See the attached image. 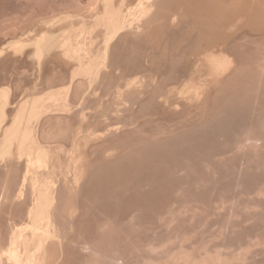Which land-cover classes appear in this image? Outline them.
<instances>
[{
    "label": "bare ground",
    "instance_id": "bare-ground-1",
    "mask_svg": "<svg viewBox=\"0 0 264 264\" xmlns=\"http://www.w3.org/2000/svg\"><path fill=\"white\" fill-rule=\"evenodd\" d=\"M10 1L8 2L10 3ZM26 1H28V5L30 2L32 3V0ZM86 1H62L57 6H49L44 13L40 11V15L38 14L39 10L36 13L33 10L30 15L37 14V16L34 18L29 16L30 21H26V24L21 25L19 29L13 27L18 26L17 23L20 22L17 21V23H13L14 26H11L10 20H6L15 30L12 31L13 34L25 30L26 33L23 34L25 36L33 32L32 29L30 30L33 23L47 22L57 13L70 16L73 11L77 10L76 13L79 12V15L80 12L84 13L83 16L81 15L82 17L84 15L87 18L90 17L89 13L92 15V19L86 18L87 20L81 22L78 27L74 24L73 29L69 26L62 28V34L57 35L48 29V31H41L37 38H33L34 41H25L22 36L11 42L16 53H22L28 47L33 46L35 48L34 56L38 59H42L54 51H59V58L62 60L63 66L66 67V71L70 68V71H63L55 76H53L54 72L53 74L50 72L53 77L52 79L49 77L50 81L47 80L50 85H47L46 91L43 89L45 92L34 93V95L31 93L32 96L30 94L29 97L25 95L26 98L18 102L15 100L16 98L12 97L9 87L0 85V264H264V0H212V6H204L205 10L196 11L198 8H195L194 11L191 10L199 14L197 17L195 16L199 20L196 27L192 23L196 24V19L189 23L195 27L193 32L195 36L193 40L191 38L192 41L190 40L193 42L190 44L192 49L187 42L189 47L184 44L187 46V51H184V47L183 50L181 49L182 52L178 53H184L182 55L186 56L185 52L188 53V49H191L192 55L190 52L189 55L194 56L195 59L192 57L194 60L190 64L188 63L186 68L183 67L184 69L180 70L179 67L180 72L177 74L170 75L171 73L167 71L169 76L163 74L165 79L159 77L161 82L158 84L156 83L157 76L156 82L152 83L148 78L146 80L145 77H143L144 79L137 77L138 74L134 78L131 75L129 79L125 75H121V69L125 70V67L130 66V70H132L133 63L131 64V60L129 61L127 58L129 55L124 57L126 61L122 55L111 56L113 44L118 38L120 41V37H123L124 33H126L124 36L129 37L131 26L133 27L134 23L138 26L140 23L144 28L140 26L146 29L145 36L147 38H150L151 35L154 38V32L161 33L162 31L158 29H169L168 26L173 21L171 17L175 18V16H171V14L174 15L171 12L175 13L176 11L171 10L170 12V3L172 1L173 4L176 3L177 7L175 5L174 8H178L182 12L184 3H188L185 0H172L171 2L170 0H158V2H156L157 0H148L147 3L139 0L135 8H127V10L128 1L126 0H92V2L89 0L88 3ZM194 1L189 0V3L192 4ZM202 1L208 3V0H200L201 3ZM44 3L47 4L45 0ZM99 4L102 6L101 8H99ZM191 4L189 10L193 6ZM185 7L187 9V5ZM170 8L172 9V7ZM199 8L201 9V7ZM85 9H87L86 12ZM187 10L186 12H188ZM191 11L188 13H192ZM184 14L186 13L184 12ZM184 14L179 13V16L183 18ZM189 15L188 17H190ZM176 18L178 17L176 16ZM190 18V20L194 19ZM210 19H213L212 23ZM183 21L181 22L180 19L182 24ZM179 25L181 24L179 23ZM1 26L0 28H3ZM170 26L172 27V25ZM193 26L190 25V27ZM174 28L176 27H172L171 31ZM181 29H179L180 36L183 34L184 28ZM171 31L169 32L171 33ZM157 32L156 34H158ZM163 33L162 35H164ZM185 34L186 36L191 35L187 31ZM99 36H101V40L98 39ZM141 36L140 34L142 40ZM166 36L167 34L164 37L166 38ZM133 38H128V40L132 41ZM165 38L161 37L160 40L164 41ZM163 41L160 43L162 46H164ZM175 42L176 39L171 45H175ZM177 42L176 44H178ZM156 44L158 43L156 42ZM144 46L145 44L143 48ZM127 47H125L126 50ZM135 49L136 47L133 50L135 51ZM171 49L170 52L173 53L174 50ZM138 52L142 53L140 50ZM146 52H148L147 49ZM174 55L176 58L177 55ZM190 56L189 58H191ZM168 57L170 58V55ZM171 57L173 58V56ZM141 59L144 60V58ZM135 60L137 61V59ZM174 60L176 61V59ZM54 61L56 62V60ZM57 61H59L58 58ZM172 61L170 58V62ZM181 62L178 63L179 65L174 64L176 68L182 64ZM108 64H111L112 70L103 73V68ZM139 64H136L137 67L133 66L139 69ZM59 65L61 66V64ZM170 65L167 69H170ZM146 68L149 67L146 66ZM133 70L129 72H134L135 70ZM147 70L144 72H148ZM155 70L158 71L157 68ZM142 71H140L141 74ZM22 73L25 74V71ZM24 74L22 77L25 76ZM145 75L147 77V74ZM152 81L154 82V80ZM179 83H181L180 87H175ZM22 84L24 83L22 82ZM19 87L22 88V85ZM16 90L18 92V86ZM208 103H212L214 109V106H219L218 108L225 114L229 115L234 111L235 114L239 113L250 121L247 126H245V122L243 126L240 125L244 128H238L240 134L237 130L236 134L239 135H234L236 143L234 141L233 156L229 157L222 152L219 156H223L222 158L226 156V158L222 160L218 156L221 160L216 159L218 165L224 163L223 166L219 165L221 168L226 163L230 166L234 164V168L236 165L239 166L234 169L237 171L236 173L234 170L229 175L227 173L228 179L231 176L230 180L233 184L236 181V184L239 183L238 181L242 182L240 176H243L244 171L246 174H244L246 178L242 177L244 181H249L252 178L251 175L248 178V174L251 173L259 177L258 180L256 178L255 180L253 175L254 180L249 181L244 187H241L240 184L235 187V184V191H230L228 187L224 189L229 192L220 191L222 192L220 193L217 192L214 184L210 183L211 185L204 186V174L212 171L210 168L214 167L212 166L216 162L214 160V164L212 160L204 161L203 164L200 157L201 159L199 158L198 161H202H200L201 165L197 172V169H194L193 176H189L186 173L189 170L185 169L190 163L187 162L188 165H185L184 169L179 168L180 163L182 164L183 161L186 163L191 156L189 155V160L185 158L186 160L181 162L177 151L174 150L176 147L181 150V146H187L193 140L187 138L191 136L194 138L193 134L195 133L190 132L192 129L188 132H184L183 129L192 128L188 122L189 124L191 120L197 122V119L204 115L200 112L201 108L204 105V107L210 106ZM212 109L210 110L213 113ZM205 110L207 109L205 108ZM193 112H197L194 116H197L199 112L202 115L200 114L197 119L193 116L194 119H191L192 117L189 116ZM214 113L219 115L220 111H214ZM223 116L226 115L223 114ZM226 117L221 116V119L225 118V120L217 118V122L219 121V124H223L222 121L226 123ZM229 117L231 120L232 116L229 115ZM236 118L232 119L236 121ZM200 120L202 121V119H199V123ZM211 120L213 119L211 118ZM194 122L191 125L194 126ZM233 122V120L229 121V124ZM177 123L181 124L180 127L183 130L180 133H177V130L179 132L180 129ZM174 126H178L179 129L176 130ZM172 127L175 128L177 134L172 132ZM201 127L204 129L207 126ZM201 127L198 129L202 130ZM236 127L234 128L236 129ZM193 128L198 133L195 126ZM219 128L218 125V130ZM214 129L216 130V126ZM215 130L214 132H216ZM188 133H192V135H188ZM211 133L209 139L211 135L215 134ZM220 133L222 132L220 131ZM200 134L202 135V132ZM201 135H198V139L206 136L203 134L200 137ZM220 136L222 139L221 134ZM204 137L203 142L208 134L207 137ZM194 139H197L196 136ZM197 140H195V145ZM191 142V145H194V142ZM211 142L214 144L213 140ZM225 143L231 144L228 141ZM203 144L201 146L205 147ZM179 146L181 149L178 148ZM186 146L185 148L188 147ZM201 146L198 149L199 146L196 145L197 151L201 150ZM210 147L212 150L213 146ZM192 149L195 150V147ZM205 150L208 149L205 147ZM154 152L157 155L159 152L168 154L172 160L164 154L165 158L173 161V164L176 161L173 158H179L180 162L178 167H175L174 173L173 169L169 170L168 167L166 168L169 173L166 172L167 169L164 168V165H160L164 168H162L164 171L161 168L160 171L164 173L159 172L166 178H162L159 172L157 178L160 177L163 180L156 179V175L153 174L154 178H152L155 180L148 178L141 181L139 180L140 176L138 177L136 173V176L134 173V176L132 175L135 177L134 180L127 179V175L132 174L130 172L134 170L135 164H138L135 169H139V164L142 163H145L142 166L150 169L149 166L152 163L153 166L158 163L161 159L151 163V160L154 161L157 158ZM191 152L190 154H192ZM181 153L180 155H182ZM174 154L177 157H174ZM183 156L182 159L187 154ZM214 157L216 158L217 155ZM195 158L197 160L196 156L193 159ZM149 161L150 164H148ZM161 161H164V158ZM218 165H215L214 168L221 169ZM160 166L158 165L157 168ZM130 167L133 170H130ZM254 169L256 171H253ZM145 171L148 173V169ZM111 172L117 173H113L114 176L127 173L124 176L126 180L118 181L119 176L116 178ZM148 174L150 175V173ZM102 175L103 177L105 175L106 179L112 175L111 179H116V181L108 179L109 181L106 183L98 182L99 177L101 180L103 179ZM211 175L213 181H216L214 177L217 179L219 176L216 177L213 172ZM227 175L223 176H226L225 182L224 179H221V182L227 183ZM120 178L123 179V175ZM143 178L141 177L142 180ZM233 179L236 181L234 182ZM213 181L211 180V182ZM212 185L216 191L211 189ZM206 186L211 187L208 189L209 187L206 188ZM219 186L218 188H220ZM226 190L224 191L226 192ZM232 191L234 192L232 193ZM205 195L208 196L207 199L204 198ZM93 214H95L94 217L97 214V217L94 218L96 223L92 218ZM90 218L93 221L89 224ZM141 218H147V220H144L145 222L142 220L143 223H141L139 222ZM86 221L88 222L87 226L96 224V233H93L95 230L93 226L94 230L89 233L90 236L95 235L94 237L92 235V238L87 237L89 236L87 234L88 227L84 224ZM83 224L86 229L82 232L78 231L79 228L82 229L80 226Z\"/></svg>",
    "mask_w": 264,
    "mask_h": 264
},
{
    "label": "rangeland",
    "instance_id": "rangeland-1",
    "mask_svg": "<svg viewBox=\"0 0 264 264\" xmlns=\"http://www.w3.org/2000/svg\"><path fill=\"white\" fill-rule=\"evenodd\" d=\"M0 1H2V2H0L1 4H2V6H0V23H2V24H0V26L1 27H3V28H0V85L1 86H3V87H9L10 89H11V94L13 95L12 97L18 102V101H21V100H23V99H25L26 97H29L30 96V94L32 93L33 95H34V93L36 94H38V93H41V92H43L44 90L46 91V89H47V87L50 85L48 82L50 81V78L52 79V77L53 76H55V75H58V74H60V73H62L63 71L64 72H67V71H70V68H68L67 69V71H66V67H64L63 66V64H62V60L59 58V51H54L53 53H51L50 55H46L45 57H43L42 59H38V58H36L35 56H34V52H35V48L33 47V46H30V47H28L24 52H22V53H16L15 52V50H14V48L11 46V42L12 41H14L16 38L18 39H20L22 36H23V34H25L26 33V31L24 30V32L23 31H20L19 33H16V32H14V33H16V34H13V32L12 31H15V30H13V28H15V29H19L20 28V26L21 25H24V23L27 21H30V17L31 18H34L35 16H37V14H35V16L33 15V16H31L30 14H32V11L34 12V13H36V12H38V10H39V15L41 14V13H44L45 12V10L50 6H57V4L58 3H61L62 1L63 2H66V0H45V2H47V4L46 3H44L43 4V2H44V0H32V3L30 2L29 3V5H28V1H26V0H24V1H22V0H11L10 1V3L8 2L9 0H0ZM20 1H21V4H20ZM26 1V2H25ZM43 1V2H42ZM68 1V0H67ZM70 1V0H69ZM126 1H128L127 2V4H126V9L128 8V9H132V8H135L136 7V5H137V3H139V0H126ZM130 1V2H129ZM154 1H156V0H154ZM160 1H162V0H160ZM172 0H170V2H171ZM186 1V3H188V4H185L184 3V9H183V12H182V10L181 11H179L178 10V8H174L175 7V5H176V7H177V4L176 3H174L173 4V1L169 4L170 5V7H172V9L169 7V10H170V12H171V10L172 11H178L177 13L175 12H171V13H173L174 15H172L171 14V16H175V18L174 17H171V19L174 21H171V23H170V25H172V27H176V28H174L172 31H171V29H172V27L169 25L168 26V28L169 29H167V30H165V29H162V30H160V29H158L159 31H162V32H164L163 34L164 35H162V32L160 33V32H157L156 30V32L158 33V34H156V32H154L153 33V36H154V38L152 37V35H151V37L149 38H147L145 35V30L146 29H143L144 27L140 24V23H138L139 24V26L141 27V29L143 30H141L140 29V31H139V26L137 25V24H133V27L131 26V28L132 29H130L131 30V33H129V37H127V36H124V34L126 35V33H124L122 36L123 37H120V41L117 39L115 42V44H113V47H112V50L113 51H111V56H113V55H122V57H123V59L125 60V58L124 57H126L127 55H129V57L127 56V58H129V61H130V63L132 64V70L134 71V72H129V71H132V70H130V66L127 68V67H125V70H128V71H125L124 69H121V75H125V77L126 78H131V77H135V75H140V76H138L137 75V77H139V78H141L142 77V79H144L143 77H145V79L146 80H151V82L152 83H155L156 81V76H157V84H158V82L160 83L161 82V79L160 78H164L165 79V75H167V74H169V73H167V71L168 72H170L171 74L170 75H172V73H178V72H180V70H182V68L184 67V68H186L187 66H188V63L190 64L191 63V61L192 60H194L195 58H194V56H192L194 59H192V57L190 56V55H192V45H190L191 43H193V42H190V40H191V38H192V40H193V38H194V34H193V32H194V29H195V27L199 24V20H198V18L196 19V17L199 15L198 14V12H193L194 10H195V8H198V9H196V11H198V10H202V9H204L205 10V8L209 5V6H212V0H208V3L207 2H205V1H202V3L200 2V0H195L193 3L197 6H195L193 3L191 4V3H189V0H188V2H187V0H185ZM198 1V2H197ZM37 2H38V4H37ZM88 2H90L89 0H87L86 1V3H88ZM91 2H92V0H91ZM143 2L144 3H147L148 2V0H143ZM156 2H158V0L156 1ZM199 2H200V5H199ZM7 3V4H6ZM197 3V4H196ZM0 4V5H1ZM16 4V5H15ZM52 4V5H51ZM190 4L191 5H193V6H191V9L189 10V8H190ZM202 4V5H201ZM11 5V6H10ZM13 5H14V7H13ZM34 5H35V7H34ZM40 5V6H39ZM42 5V6H41ZM100 5V4H99ZM98 5V6H99ZM132 5V6H131ZM187 5V9H186V6ZM199 5V6H198ZM16 6V7H15ZM27 6V7H26ZM30 6V7H29ZM45 6H47L46 8H45ZM195 6V7H194ZM204 6H206L205 8H204ZM32 7H34V8H32ZM102 6L100 5L99 6V8H101ZM192 7H194V8H192ZM199 7H201V9L199 8ZM2 8H4L5 9V11H4V9H2ZM37 8V9H36ZM45 8V9H44ZM31 9V10H30ZM41 9V10H40ZM42 9H43V12H42ZM127 9V10H128ZM174 9H177V10H174ZM13 10V11H12ZM25 11V12H22V11ZM37 10V11H36ZM186 10L189 12V11H191V10H193V11H191L192 13H188V12H186ZM2 11H3V13H2ZM40 11H41V13H40ZM80 11V10H79ZM82 11V10H81ZM85 12L87 11V9H85L84 10ZM8 12H10V13H8ZM27 12V13H26ZM77 12V10L76 11H73V13H71V15L69 16V15H67V14H61V15H59V13H57V15L56 16H53V18H50V19H48L47 20V22H40V23H33L34 25H35V27H33L32 25L30 26V30L32 29V33L31 34H27V35H25V36H23V39H25V41H34V39L35 38H37V36H39L38 34H40V32L41 31H43V30H47L48 31V29H49V31L50 32H53V33H55V34H57V35H59V34H62V32L63 31H61V29L62 28H66V27H70L71 29H73L74 27H75V25L74 24H76V27H78L80 24H81V22H83L87 17H85V15H84V17H82L83 16V11H82V13L83 14H81V12H80V15H79V12L78 13H75ZM184 12L186 13V14H184ZM204 12V11H203ZM13 13V14H12ZM15 13V14H14ZM22 13V14H21ZM28 13H29V15H28ZM33 13V14H34ZM179 13H183L184 14V16L185 17H183V18H181L180 16H179ZM8 14V15H7ZM19 14V15H18ZM87 14V13H86ZM90 14V13H89ZM88 14V16H90V17H88L87 19L88 20H90L89 18H91L92 19V15H89ZM190 16V17H193L194 19H192V20H190L191 18L190 17H188V15ZM194 15V16H192V15ZM9 17L10 15V17L8 18L7 16ZM82 15V16H81ZM4 16V17H3ZM26 16V17H25ZM30 16V17H29ZM176 16L178 17V18H176ZM196 16V17H195ZM2 17V18H1ZM18 17V18H17ZM28 17V18H27ZM188 17V18H187ZM7 18V19H6ZM14 18V19H13ZM22 20H21V19ZM181 19V22L183 21V20H185V18H186V20L188 21V22H185V21H183L184 23L182 24L181 22H180V19ZM190 18V19H189ZM13 20V22H12V20ZM17 19V20H16ZM86 19V20H87ZM175 19V20H174ZM183 19V20H182ZM195 19L197 20V21H195ZM6 20H10L9 22L11 23V26L13 25L14 26V24L15 23H17V21L18 22H22L23 24H20V23H17L18 24V26L17 25H15V27H13V28H11V26H10V23L8 22V21H6ZM201 20V19H200ZM211 20V23L213 22V19H210ZM4 21V22H3ZM16 21V22H15ZM191 21H195L196 22V24L194 23V22H192L193 24H194V26H193V24H189ZM7 22V23H6ZM198 22V23H197ZM202 22V20L200 21V23ZM14 23V24H13ZM72 23V24H71ZM178 23V24H177ZM179 23L181 24V25H179ZM5 24V25H4ZM7 24H9V25H7ZM26 24V23H25ZM39 24V25H38ZM186 24H188V25H186ZM39 26V28H38V26ZM43 25V26H42ZM63 25H65V26H63ZM138 27H137V26ZM185 25H186V28H185ZM190 25L191 26H193V27H190ZM45 26V27H44ZM63 26V27H62ZM178 26H179V28H178ZM180 26H182L183 28H184V30H182L183 28L182 27H180ZM187 26H189V27H187ZM6 27H8L7 29H9V30H7L6 29ZM32 27V28H31ZM41 27H43V29H41ZM171 27V28H170ZM12 30H11V29ZM182 28V29H181ZM190 28H192V29H190ZM29 29V28H28ZM27 29V30H28ZM40 29V30H39ZM176 29V30H175ZM179 29H181L182 30V33L183 34H181V36H183V37H181L180 36V32H179ZM185 29H186V31H187V33L188 34H191L190 36L189 35H187L186 36V31H185ZM189 31H188V30ZM4 30V31H3ZM135 30V31H134ZM137 30H138V32H137ZM175 30V31H174ZM9 31V32H8ZM37 31V32H36ZM133 31V32H132ZM166 31V32H165ZM169 31H171V33H173L172 35H170L171 33L169 32ZM184 31V32H183ZM190 31H191V33H190ZM9 34H8V33ZM18 32V31H17ZM23 32V33H22ZM144 32V33H143ZM147 32V31H146ZM169 32V33H168ZM175 32V33H174ZM20 33H22V34H20ZM128 33H127V35H128ZM177 33V34H176ZM37 34V35H36ZM140 34L143 36L144 35V37H142L141 36V38H142V40L140 39ZM155 34H156V36H155ZM161 34V35H160ZM167 34V36H168V34H169V36L167 37L166 36V38L164 37L165 35ZM185 34V35H184ZM7 35V36H6ZM11 35V36H10ZM16 35V36H15ZM133 35V36H132ZM160 35V37H158ZM174 35H175V37H174ZM135 36V37H134ZM179 36V37H181V38H177V37ZM186 36V37H185ZM4 37V38H3ZM7 37V38H6ZM134 37V38H133ZM161 37H163V39L165 38V40L163 41V39L162 40H160L161 39ZM173 37V38H172ZM189 37V38H188ZM3 38V39H2ZM34 38V39H33ZM127 40H126V39ZM128 38L129 39H132L133 38V42L132 41H129L128 40ZM144 38H145V40H144ZM152 38H153V41H152ZM158 38H159V40H158ZM176 39V42L178 43V44H180L179 46H178V44H176V42H175V45H171V44H173L172 42H174L175 41V39ZM183 38V39H182ZM184 38H185V40H184ZM9 39V40H8ZM98 39H100L101 40V36H99L98 37ZM147 39V40H146ZM174 40V41H172V40ZM7 40V41H6ZM169 40H170V42H171V44H170V42H169ZM188 40V41H187ZM191 40V41H192ZM126 41V42H125ZM127 41H129L128 43H127ZM151 41V42H150ZM161 41H163L162 43L164 44V46H162V44H160L161 43ZM180 41H182V42H180ZM184 41H185V43H184ZM4 42V43H3ZM122 42H124L123 44L124 45H126V44H128L127 46H124L123 44H122ZM133 44H132V43ZM135 42V43H134ZM156 42L158 43V44H156ZM180 42V43H179ZM188 42V44L191 46L190 48L191 49H188L189 51H188V53L187 52H185L186 53V56L185 55H182V54H184V53H178V52H180L181 51V49L183 48L184 49V47H185V50L184 51H187V46L186 45H188V44H186ZM120 43H121V45H120ZM169 43V44H168ZM6 44V45H5ZM139 44H140V46H139ZM145 44V46H144V48H143V45ZM156 44V45H155ZM167 44V45H166ZM184 44H186V45H184ZM117 45H119L118 47H121L122 46V48L124 47V49H122V48H119L118 49V47L116 48V47H114V46H117ZM134 45V46H133ZM153 45V46H152ZM189 45H188V47H189ZM151 46V47H150ZM156 46V47H155ZM170 46H171V48L173 47V46H175L174 48H172L174 51H173V53L174 54H176L177 56H176V58H175V55L172 53V52H170ZM176 46H177V48H176ZM182 46V47H181ZM125 47H127L128 49L126 50L125 49ZM134 47H136V49H135V51L137 52V53H139V54H137L133 49H134ZM140 47V48H139ZM158 47V48H157ZM162 47V48H161ZM139 48V49H138ZM154 48V49H153ZM156 48V49H155ZM160 48V50H158ZM167 48V49H166ZM169 48V49H168ZM180 48V49H179ZM31 49V50H30ZM122 50V51H119V50ZM144 51H143V50ZM146 49H147V51L148 52H146ZM149 49V50H148ZM171 49V50H172ZM175 49H176V51H175ZM182 49V50H183ZM115 50V51H114ZM129 50V51H128ZM138 50H140L142 53L140 54V52H138ZM154 50H156V51H161L160 53L159 52H154ZM163 50V51H162ZM166 50V51H165ZM168 50H169V52H168ZM29 51V52H28ZM132 51H134V52H132ZM153 51V52H152ZM183 51V52H184ZM12 52V53H11ZM114 52V53H113ZM121 54H120V53ZM123 52V53H122ZM126 52V53H125ZM130 52V53H129ZM177 52V53H176ZM182 52V51H181ZM189 52H190V55H189ZM9 53V54H8ZM113 53V54H112ZM125 53V54H124ZM134 53V54H133ZM147 53V54H146ZM155 53V54H154ZM157 53H159V54H157ZM131 54V55H130ZM143 54H145L144 56H143ZM163 54V55H162ZM165 54V55H164ZM168 54V55H167ZM173 54V55H172ZM8 55V56H7ZM125 55V56H124ZM135 55H136V57H135ZM137 55H139L138 57L141 59V58H144V60H140L138 57H137ZM140 55H142V56H140ZM153 55H155V56H153ZM158 55V56H157ZM162 55V56H161ZM170 55V58H171V60H173L172 62H170V58L168 57ZM58 56V57H57ZM171 56H173V58L174 59H176V61L171 57ZM178 56H179V58H178ZM189 56L191 57V58H189ZM135 57V58H134ZM157 57V58H156ZM159 57V58H158ZM168 57V58H167ZM180 57H182V58H180ZM19 58V59H18ZM57 58L59 59V61H57ZM126 58V59H127ZM132 58V59H131ZM134 58V59H133ZM179 60H178V59ZM186 58V60H184ZM4 59V60H3ZM15 59H18V60H15ZM27 59V60H26ZM135 59H137V61L135 60ZM138 59H139V61H138ZM146 59V60H145ZM151 59V60H150ZM154 59V60H153ZM189 59V60H188ZM10 60V61H9ZM49 60V61H48ZM54 60H56V62L58 63H56ZM61 60V61H60ZM154 62H153V61ZM161 61V62H159V61ZM162 60H164L165 62H163ZM23 61V62H22ZM53 61V62H52ZM126 61V60H125ZM128 60H127V64H128V62H129ZM134 61V62H133ZM143 61V62H142ZM146 63H145V62ZM148 61V62H147ZM158 61V62H157ZM182 61V62H181ZM190 61V62H189ZM6 62V63H5ZM61 62V63H60ZM137 62V63H136ZM157 62V63H156ZM169 62V63H168ZM176 62V63H175ZM179 62H181L182 64H180V66H178V68H176V66L175 65H177ZM183 62H184V64L186 63V65H184L183 64ZM19 63V64H18ZM53 63V64H52ZM141 65H140V64ZM145 63V64H144ZM172 63V65H170ZM43 66H42V65ZM59 64H61V66H63V67H61ZM131 64H129V65H131ZM136 64H139L138 65V68L139 69H137L136 67H137V65ZM144 64V65H143ZM147 64V65H146ZM155 64H157L156 66H155ZM161 64V65H160ZM164 64V65H163ZM175 64V65H174ZM136 65V67H134V66ZM148 66L149 68H146V66ZM151 65V66H150ZM160 65V66H159ZM164 67H163V66ZM168 65H170L171 67H170V69H167V67L169 68V66ZM179 65V64H178ZM183 65V66H182ZM11 66V68H9ZM29 66V67H28ZM56 66V67H55ZM57 66H59V67H57ZM128 66V65H127ZM154 66H155V68H154ZM175 66V67H174ZM182 66V67H181ZM111 67V64H108L107 65V67H104L103 68V73L105 72V73H107V72H110L111 70H112V67ZM123 67V68H124ZM153 67V68H152ZM161 67V68H160ZM166 67V68H165ZM174 67V68H173ZM179 67H180V70H179ZM9 68V69H8ZM58 68V69H57ZM61 68V70L59 71V69ZM64 68V69H63ZM142 68V69H141ZM157 68V70L158 71H156L155 69ZM173 69V71H176V72H173V71H170V70H172ZM183 68V69H184ZM52 69V70H51ZM148 69V70H147ZM164 69V70H163ZM175 69V70H174ZM177 69V70H176ZM4 70H6V71H4ZM110 70V71H109ZM124 70V71H123ZM136 70H139L138 72L136 71ZM143 70V71H142ZM148 71V72H144V71ZM150 70V71H149ZM154 72H153V71ZM4 71V72H3ZM8 71V72H7ZM12 71V72H11ZM15 71V72H14ZM18 71V72H17ZM25 71V74L24 73H22V72H24ZM26 71H27V73H26ZM140 71H142L143 73L141 74V72ZM163 71H165V72H163ZM46 72V73H45ZM50 72H52L51 74H53V72H54V75L51 77V75H50ZM55 72H57V73H55ZM59 72V73H58ZM136 72V74H134ZM151 74H150V73ZM2 73V74H1ZM5 75H4V74ZM31 73H32V75H31ZM125 73V74H124ZM127 73V74H126ZM132 73V74H131ZM147 74V77H146V75L145 74ZM155 73V74H154ZM156 73H158V74H156ZM16 74H17V76H16ZM20 74H21V76H20ZM23 74L25 75L24 77H22L23 76ZM26 74H28V75H26ZM30 74V75H29ZM149 74H150V76H149ZM163 74H165L164 76H162ZM11 75V76H10ZM38 75H41V76H38ZM127 75V76H126ZM131 75H133V76H131ZM27 76H29V77H27ZM67 76H69V74H67ZM131 76V77H130ZM151 76H152V78H151ZM154 76V77H153ZM167 76H169V75H167ZM166 76V77H167ZM8 77V78H7ZM13 77V78H12ZM39 77V78H38ZM50 77V78H49ZM160 77V78H159ZM4 78V79H3ZM28 78V79H27ZM42 78V79H41ZM148 78V79H147ZM155 78V79H154ZM168 78V77H167ZM33 80V81H31V80ZM35 79V80H34ZM39 79V80H38ZM41 79V80H40ZM2 80V81H1ZM6 80H7V82H6ZM20 80H22V81H20ZM25 80V81H24ZM47 80H49L48 82H47ZM152 80H154V82L152 81ZM28 81H30V82H28ZM3 82V83H2ZM4 82H6V83H4ZM17 82H18V84H17ZM21 82V83H20ZM22 82L24 83V84H26V85H24V84H22ZM27 82H28V84H27ZM40 82V83H39ZM44 82V83H43ZM20 83V84H19ZM37 83V84H36ZM9 84H10V86H9ZM180 84L181 83H179V84H176L177 86H175V87H180ZM20 85H22V88L21 87H19ZM44 85V86H43ZM48 85V86H47ZM51 85H52V83H51ZM179 85V86H178ZM12 86V87H11ZM17 86H18V92H17V90H16V88H17ZM46 86V87H45ZM15 87V88H14ZM24 88V90H22ZM37 88H40L39 90L37 89ZM20 89H21V91H20ZM29 89H31V90H29ZM44 89V90H43ZM35 90V91H34ZM38 90V91H37ZM44 91V92H45ZM29 93V94H28ZM32 94H31V96H32ZM25 95H27L26 97H25ZM18 99V100H17ZM210 106H208V107H202L201 108V110H200V112L201 113H203L204 115H206V114H208L206 117L204 116V115H202L200 112H199V114L196 116H194V114L196 113L197 114V112H193L189 117H192L191 119H194L193 118V116L197 119L198 118V116H200V114L202 115V117L200 116V118L202 119V121L200 120V123L198 122L199 121V119H197L198 121L197 122H194V120H191L192 122H194V126H195V128L197 129V132L198 133H196V131H195V129L193 128L194 126L193 125H191V121H190V124H189V122H188V125L189 126H192V128H190V127H188V129L186 128V129H183L184 130V132L186 131V132H188V131H190L191 129V131L190 132H192L193 131V137L195 138V136H196V138L198 139V135H201L200 133L202 132V135L203 134H205L206 136L205 137H207V134H208V137L207 138H205L204 136V138H205V141L203 142V137H202V135L200 136V137H202L201 139H194V138H192V136L191 137H189V136H187V137H189V138H187V139H193V140H191V141H193L194 143V145H195V140H197L196 141V145H197V147H198V149H200V146L203 144V146H205L206 147V149H208L207 151L205 150V147H202L201 146V150H203L202 152H201V150L200 151H197V147H196V145L194 146V145H191L192 144V142L190 143H188L187 144V148H185V146L183 145V146H181L182 147V149H184L183 150V152H185L186 154H187V156H186V154H184L183 152L181 153V151H182V149H181V147L179 146L178 148H180L181 150H179V149H177V147H176V149L174 150V151H177V155H178V157L180 158V160H181V162L183 161V160H186L187 158H188V160H189V158H190V156H191V158H190V160L189 161H186V163H184L185 161H183L182 162V164L180 163V165H179V168H182V169H184L185 168V165L187 166L189 163H190V165H188L185 169H186V171L187 170H189V172H186V173H188L189 174V176H193L194 174H195V170H196V172L198 171V167H200V165H201V163H200V161H198V159L201 157L202 158V160H203V164L205 163L204 161H209V160H212V163L214 164V162L216 161V159L218 158V159H220V158H222L223 156H219V155H221L222 154V152L224 153V155H227V156H233V150L232 149H234V145H235V143H236V141L234 140L235 138H234V135L236 134V131L237 130H239V134H240V129H238V128H244V127H240V125H244V122L246 123L245 124V126H247V124H249V119L247 118V117H244L243 115H239V113H237V114H235L234 113V111H233V113L235 114V116H234V114L232 113V111H230V113H232V114H229L230 116H232V118L234 117V118H236L237 116V118H236V121H235V119H232L231 118V120L229 119L230 117H229V115L228 114H225V112L223 113L222 111H221V109H219L218 107L219 106H214L215 107V109L212 107L213 106V104L211 103H208ZM207 106V105H206ZM210 107V108H209ZM205 108L207 109V110H205ZM213 108V109H212ZM209 109V110H208ZM210 109H212V111H213V113L211 112V110ZM217 109V110H216ZM218 109H219V111H220V113H219V115H218V113H214V111H216V112H219L218 111ZM207 111V112H205V111ZM204 111V112H203ZM208 111H209V113H208ZM227 111V110H226ZM212 113V114H211ZM221 114V115H220ZM223 114L224 115H226V116H223ZM209 115L211 116L212 115V117H209ZM237 115V116H236ZM217 116H219V117H217ZM221 116L222 117H226L227 119H226V123H224V121H222V123L223 124H219V121L217 122V118L219 119H221ZM239 116H241L240 117V120H239ZM244 117V118H243ZM204 118V119H203ZM211 118L213 119V120H211ZM205 119H207V120H205ZM209 119V120H208ZM219 119V120H220ZM223 120H225V118H222ZM221 119V120H222ZM245 121H244V120ZM246 119H248V121L246 122ZM190 120V119H189ZM214 120H216V121H214ZM231 121L232 122V120L234 121L233 123H231V124H229V121ZM239 120V121H238ZM243 120V121H242ZM196 121V120H195ZM207 121V122H206ZM208 121H209V123H208ZM206 122V124L208 123V125H204V123ZM216 124H214V123ZM243 122V123H242ZM195 123H198V124H195ZM203 123V125H201ZM235 123V125H233ZM177 124H179V123H177ZM172 125H175V124H172ZM180 125L181 124H179V127H180ZM187 125V126H188ZM211 125V126H210ZM212 125H214V126H216V130L214 129V126L212 127ZM218 125H219V127L221 128H219V130H218ZM223 125V126H222ZM230 125H232V126H234V127H236L237 125H238V127H236V129L234 128V127H232V126H230ZM186 126V127H187ZM201 126H207V127H205L204 129L202 128V130L201 129H198V128H200ZM210 126V127H209ZM175 127V126H174ZM229 127V128H228ZM176 128V130L177 129H179L178 128V126H176L175 127ZM175 128L173 129V127L171 128V130H172V132L173 133H175L176 132V130H175ZM211 128V129H210ZM228 130H227V129ZM232 128H233V131H232ZM194 129V130H193ZM216 131V132H214V130ZM231 129V130H230ZM173 130H175V131H173ZM182 129H181V127H180V129H179V132H178V130H177V133H180V131L182 132L183 131ZM199 130H201V131H199ZM207 130V131H206ZM210 130V131H209ZM218 130V131H217ZM204 131H206V132H204ZM222 132V133H220L221 135H222V139H221V136H220V134H219V132ZM223 131H225V132H223ZM235 131V133L233 134V132ZM241 131H243V130H241ZM169 132H171V131H169ZM171 132V133H172ZM200 132V133H199ZM209 132V133H208ZM210 132H212L211 134H214L213 136L211 135L210 137V139H209V135H210ZM214 132V133H213ZM228 132V133H227ZM232 132V133H231ZM172 133V134H173ZM177 133H175V134H177ZM237 133H238V131H237ZM174 134V135H175ZM196 134V135H195ZM198 134V135H197ZM239 134H236V135H239ZM188 135H192V133L190 134V133H188ZM218 135V136H217ZM235 135V136H236ZM199 137V138H200ZM219 137V138H218ZM213 138V139H212ZM216 139H218L219 141H217ZM202 140V141H201ZM213 140V142H214V144L211 142ZM214 140H216V141H214ZM225 140V141H224ZM201 141V142H200ZM208 141H210V142H207ZM229 142V143H231L230 145H227V143H225V142ZM234 141H235V143H234ZM199 143H200V145H199ZM222 143V144H221ZM206 144H209V145H207L206 146ZM223 144H225V145H223ZM191 145V146H190ZM219 145V146H218ZM227 145V146H226ZM193 146V147H192ZM210 146H213L212 147V150L210 149L211 147ZM223 148H222V147ZM229 146V147H228ZM232 146H233V148H232ZM195 147V150L194 149H192V148H194ZM207 147H209V148H207ZM216 147V148H215ZM220 147H221V149H220ZM191 148V149H190ZM204 148V149H203ZM221 150V152H220V150ZM192 151H190V150ZM219 150V152H218V150ZM180 152H179V151ZM186 150H187V152H186ZM189 150V151H188ZM195 152H194V151ZM232 150V151H231ZM206 151V152H205ZM179 152V153H178ZM190 152L192 153V154H190ZM197 152V153H196ZM199 152V153H198ZM203 154L204 153V155H202L201 153ZM207 152H209V153H207ZM152 153V152H151ZM155 153V152H154ZM176 153V152H175ZM180 153L182 154V155H180ZM194 153V154H193ZM196 153V154H195ZM221 153V154H220ZM153 154V153H152ZM156 154V153H155ZM154 154V155H155ZM160 154V155H159ZM159 154L157 155L156 154V156H157V158H156V156H154V158H156V159H154V161L153 160H151V163L152 162H154L155 163V161L157 160H162V158H164V161L166 162H164V161H158V163H155V167H156V169L158 170H156L155 169V167L153 166V163H152V165H150L149 167H151L150 169L149 168H146V167H144V166H142V164L144 165L145 163H142V164H139V169H135V166L136 165H138V164H135V166H134V170L132 169V167H130V170L132 169L133 171H131L130 173H132L131 175L130 174H128L127 175V179L129 178L130 180H134L135 179V177H133L134 175H135V173H136V175L139 177V180H141V181H144V180H147L148 178L150 179V178H154V176H153V174L154 175H156L155 176V178L156 179H158V178H160V177H158L157 178V174H158V172L163 168V167H161L162 165H164V168L165 169H167L166 167H168V169L169 170H172L173 171V173H174V170H175V167L177 168L178 166V164H179V162H180V160H178L179 158L176 156V154H174L173 156L174 157H177V158H173V160H175L176 159V161H174V163L175 164H173V161L171 162L170 161V157H169V155H168V157L167 158H170L169 160L167 159V158H165V153H161V152H159ZM163 154V155H162ZM165 154V155H164ZM206 154V155H205ZM209 155V157H207L208 155ZM166 155V156H167ZM186 156V157H184V156ZM190 155V156H189ZM203 157H202V156ZM217 155V157L215 158L214 156H216ZM158 156H159V158H158ZM162 156V158H160ZM170 156H171V154H170ZM182 156L184 157L183 159H182ZM194 156H196L197 157V160H196V158L195 159H193L194 158ZM220 158H219V157ZM205 157H206V160H204L205 159ZM186 158V159H185ZM200 158V159H201ZM213 158V159H212ZM226 158V156L224 157V158H222V160L223 159H225ZM208 159V160H207ZM172 160V159H171ZM178 160V161H177ZM193 160V161H192ZM195 160V161H194ZM213 160H214V162H213ZM221 160V159H220ZM156 161V162H157ZM198 161V162H197ZM160 162V163H159ZM176 162H178L177 164H176ZM187 162H188V164H187ZM163 163V164H162ZM171 163H172V166H170L171 165ZM191 163H194V164H191ZM197 163V164H196ZM198 163H200L199 165H198ZM218 162L216 161L215 162V164L214 165H212V166H214L215 167V165L217 166L218 164H217ZM226 163V162H225ZM148 164H150V161H149V163ZM160 166V167H158L157 168V166L158 165ZM166 164H167V166H166ZM223 164L224 163H221V164H219L220 166H223ZM176 165V166H175ZM184 166V167H182V166ZM192 165V166H191ZM198 165V166H197ZM218 165V167L219 168H221L220 166ZM228 166V168H226L227 166ZM226 165L224 166V167H222V168H224L223 170H221V169H218V168H214V167H211L210 168V170L212 169V171H208V172H206L204 175V177H203V182H204V186L205 185H211V184H214L215 185V187L217 188V192L219 191H222L223 193H227V192H229L228 190H226L228 187H229V190L231 191V190H236L235 188H234V186H235V184H236V179H235V181H234V179H233V181L235 182V184H233L232 183V181L230 180L231 179V176H230V179H228L229 178V173L232 171V170H234L238 165H236V167L234 168V164H232L231 166H230V164H228V163H226ZM144 167V168H141V167ZM146 166H148V165H146ZM194 166H196V167H194ZM152 167H153V169H152ZM173 167V168H172ZM193 167V168H192ZM239 167V166H238ZM237 167V168H238ZM146 168V169H145ZM161 168V169H160ZM163 168V169H164ZM196 168V169H195ZM214 168V169H213ZM147 170L148 169V173H150V175L145 171V170ZM162 169V170H163ZM168 169L167 170H165L166 172H168L169 173V171H168ZM194 170V172H193V170ZM216 169V170H215ZM152 170V171H151ZM220 171V172H216V171ZM225 170V171H224ZM157 171V173L155 174V172ZM164 171V170H163ZM163 171H160L161 173L163 172ZM171 171V172H172ZM192 171V172H191ZM226 171H228V172H226ZM235 171V170H234ZM233 171V172H234ZM243 171V170H242ZM252 171V170H251ZM253 171H256L255 169L253 170ZM139 172V173H138ZM142 172H143V174H142ZM159 172V173H160ZM212 172L214 173V175L216 174V177L219 175V176H222L221 178L218 176L217 177V179L214 177V180H216V181H213V177H212ZM233 172H231V173H233ZM237 171H235V173H236ZM113 173L114 172H111V174L113 175ZM133 173H134V175H133ZM148 175H147V174ZM151 173H152V176H151ZM160 173V176L162 177V178H166V177H164L162 174ZM164 173V172H163ZM227 173H228V175H227ZM235 173H234V175H235ZM253 173H255V174H257L256 172H253ZM114 174H117L116 172L114 173ZM126 174L127 173H125V174H120L121 176H119V174L118 175H116V176H119V180L118 181H121V180H126L125 179V177L124 176H126ZM139 174V175H138ZM141 174V175H140ZM146 176H145V175ZM223 174V175H222ZM244 174H245V171H244V173H243V176L242 177H244ZM112 175H110L109 177L110 178H108L107 177V179H106V177H105V175H104V177H103V175H102V177H103V179L101 180V178L99 177L98 179L99 180H97L98 182L100 181L101 183H102V181L104 182V183H106V181H109L108 179H110L111 181L112 180H114V181H116V179H111V178H113V176ZM122 175H123V179H121L120 177H122ZM130 175V176H129ZM133 175V176H132ZM135 175V176H136ZM143 175V176H142ZM168 176L170 175V174H167ZM224 175H227V178H226V184L224 183L225 182V177H223ZM246 175V174H245ZM249 175H251L252 176V178H250L249 179V181L251 182L252 180H254L255 178L258 180L259 179V177L258 176H255L254 174H248V178L250 177ZM253 175H254V179H253ZM258 175V174H257ZM116 176H114V177H116ZM129 176V177H128ZM145 176V177H144ZM150 176V177H149ZM159 176V175H158ZM166 176V175H165ZM207 176V178L209 179V181H208V179L207 178H205ZM209 176V177H208ZM212 178H211V177ZM233 176V175H232ZM137 177V178H138ZM141 177L143 178V180L141 179ZM147 177V178H146ZM235 177H237V176H235ZM242 177L240 176V178H241V180H242V182H240V181H238L239 183H237L236 184V186L235 187H237V185L238 184H240L241 185V187L243 186H246V184L249 182L248 180L247 181H244L243 179L244 178H246V176L242 179ZM117 178V177H116ZM152 178V179H153ZM162 178H160V180H163ZM167 178H169L170 179V177H167ZM205 178V179H204ZM234 178V177H233ZM106 179V180H105ZM213 181V182H211V180ZM224 179V182H221L222 180ZM238 179V178H237ZM255 179V180H256ZM129 180V181H130ZM138 180V179H137ZM153 180H155V179H153ZM165 180V179H164ZM228 180V181H227ZM220 182L222 183V185L220 184ZM244 182H246L245 184H244ZM206 183H208V184H206ZM211 183V184H210ZM217 183H219V185H221V186H219V185H216ZM229 183H232L231 185H232V187H231V185H229ZM242 183H243V185H242ZM224 184H225V186H224ZM214 185H212V187H211V189L213 188V186ZM229 185V186H228ZM218 186L220 187V188H218ZM223 186V187H222ZM207 187H209V186H206V188ZM210 187L208 188V189H210ZM230 187H231V189H230ZM223 188V189H222ZM224 188H226V189H224ZM208 189H205V190H208ZM214 190H215V188H213ZM220 189V190H219ZM222 189V190H221ZM224 190H226V192L224 191ZM216 191V190H215ZM234 191H232V193L234 192ZM216 192V193H217ZM222 192H220V193H222ZM220 193H218V194H220ZM207 195H205L204 196V198L205 199H207ZM204 198H202V199H204ZM104 205H105V203H104ZM94 215L95 214H93V216H92V218H93V220H95L94 221V223H96V219H94L95 217H97V214H96V216L94 217ZM91 220V221H90ZM91 218L89 219V224H90V222L92 223V221H93ZM142 220H143V222H145L146 220H147V218L146 219H143V218H141L140 220H139V222H141V223H143L142 222ZM145 220V221H144ZM86 221V223H84L85 224V226H87L86 224L88 223ZM5 222V221H4ZM6 223V222H5ZM84 224H83V226H80V227H82V229L81 228H79L78 229V231L79 230H81L80 232H82V231H84V229H86V228H84ZM92 226H93V228L95 229H92V226H90V225H88L87 227V231H88V235L89 236H87L88 238H92V235L90 236V234L89 233H91L93 230V233H96V224H91ZM95 226V227H94ZM90 231V232H89ZM95 235H93V237H94ZM145 237V236H144ZM142 239H144V238H142Z\"/></svg>",
    "mask_w": 264,
    "mask_h": 264
}]
</instances>
